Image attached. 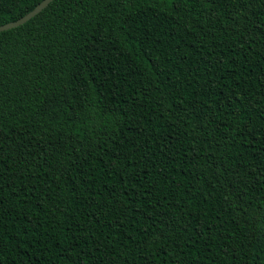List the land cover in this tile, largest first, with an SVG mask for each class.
<instances>
[{"label": "trees", "instance_id": "16d2710c", "mask_svg": "<svg viewBox=\"0 0 264 264\" xmlns=\"http://www.w3.org/2000/svg\"><path fill=\"white\" fill-rule=\"evenodd\" d=\"M0 264H264V0H53L0 32Z\"/></svg>", "mask_w": 264, "mask_h": 264}, {"label": "water", "instance_id": "95a60500", "mask_svg": "<svg viewBox=\"0 0 264 264\" xmlns=\"http://www.w3.org/2000/svg\"><path fill=\"white\" fill-rule=\"evenodd\" d=\"M52 1L53 0H42L38 5H36V7L32 11L27 13L25 16L21 17L20 19L14 21V22H10V23H7V24L0 26V32L16 28V27L26 23L31 18H33L34 16L39 14L43 9H45Z\"/></svg>", "mask_w": 264, "mask_h": 264}]
</instances>
